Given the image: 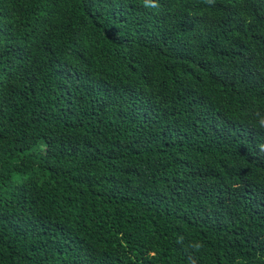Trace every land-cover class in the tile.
Wrapping results in <instances>:
<instances>
[{
    "label": "trees",
    "instance_id": "16d2710c",
    "mask_svg": "<svg viewBox=\"0 0 264 264\" xmlns=\"http://www.w3.org/2000/svg\"><path fill=\"white\" fill-rule=\"evenodd\" d=\"M264 0H0V264H264Z\"/></svg>",
    "mask_w": 264,
    "mask_h": 264
},
{
    "label": "clouds",
    "instance_id": "9594fccd",
    "mask_svg": "<svg viewBox=\"0 0 264 264\" xmlns=\"http://www.w3.org/2000/svg\"><path fill=\"white\" fill-rule=\"evenodd\" d=\"M260 126L264 127V119L260 121ZM261 150H264V144L260 145Z\"/></svg>",
    "mask_w": 264,
    "mask_h": 264
}]
</instances>
